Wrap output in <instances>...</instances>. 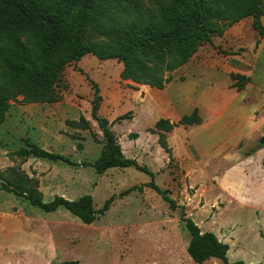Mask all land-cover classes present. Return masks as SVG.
Here are the masks:
<instances>
[{
    "label": "rangeland",
    "instance_id": "374dc122",
    "mask_svg": "<svg viewBox=\"0 0 264 264\" xmlns=\"http://www.w3.org/2000/svg\"><path fill=\"white\" fill-rule=\"evenodd\" d=\"M142 1L156 11L152 0ZM241 21L200 45L161 90L123 81L121 63L87 54L65 68L58 102L25 104L18 98L11 103L0 125V172L14 166L36 179L44 202L90 195L99 211L111 201L103 215L85 225L63 208L45 213L0 190V264H196L186 253L189 235L182 212L201 232L228 245L229 264L264 262V37L259 39L250 18ZM212 67L216 71L210 72ZM230 73L248 76V86L239 93L230 89ZM89 80L101 97L96 119ZM225 86L231 105L210 125L205 111L219 104ZM197 106L204 119L200 125L177 123ZM81 116L89 129L66 125ZM160 119L175 127L168 133L155 130ZM102 121L124 157L148 173L115 167L98 175L90 166L34 158L22 163L8 155L29 139L73 163L92 164L105 144L98 127ZM238 124L245 135L233 132ZM159 134L171 149L170 158L158 145ZM152 179L174 200L175 209L148 186ZM203 264L222 263L209 259Z\"/></svg>",
    "mask_w": 264,
    "mask_h": 264
},
{
    "label": "trees",
    "instance_id": "16d2710c",
    "mask_svg": "<svg viewBox=\"0 0 264 264\" xmlns=\"http://www.w3.org/2000/svg\"><path fill=\"white\" fill-rule=\"evenodd\" d=\"M152 1L156 11L145 8L142 0H0V125L11 103L18 98L25 104L58 102V84L65 68L87 54L101 61L115 59L121 63L119 78L123 81L161 90L170 82V73L185 65L200 45L210 42L212 35H222L225 27L250 18L259 39L264 37V0ZM231 79L237 91L249 82L247 76L239 74H231ZM89 82L94 93L91 115L96 119L101 97L96 83ZM177 123L190 126L199 124L200 118L194 110ZM66 125L89 129V123L82 116L78 121H67ZM174 127L175 124L167 119L154 124L155 130L164 133ZM150 132L153 134L154 130ZM102 134L105 144L92 164L73 163L66 156L39 148L29 139L23 140L24 147L8 155L22 163L34 158L71 166H90L98 175L115 167H133L148 173L135 160L124 157L108 128L103 129ZM71 138L75 139L74 136ZM158 145L170 158L171 149L163 134H159ZM76 148L80 150L81 145L77 143ZM148 186L168 203L171 210L176 208L174 200L167 197L153 179ZM38 187L36 179L18 173L14 166L0 172L1 191L22 197L45 213L63 208L89 225L109 209L110 199L96 211L90 195L72 201L54 196L44 202ZM181 221L189 235L186 253L194 263L216 259L229 264L226 243L211 232H201L183 212ZM60 264L79 263L71 260Z\"/></svg>",
    "mask_w": 264,
    "mask_h": 264
},
{
    "label": "crops",
    "instance_id": "0c3cea01",
    "mask_svg": "<svg viewBox=\"0 0 264 264\" xmlns=\"http://www.w3.org/2000/svg\"><path fill=\"white\" fill-rule=\"evenodd\" d=\"M246 19H243V23H244V21H245ZM239 23H242V21H240ZM234 29L235 28H233L232 30H231V32H233L234 31ZM238 34H240V33H236L235 32V35H238ZM226 35V34H225ZM80 61V60H79ZM78 62V61H77ZM187 64V63H186ZM228 66H226V67H229V64H227ZM182 67V66H181ZM199 67V66H198ZM197 67V68H198ZM199 69V68H198ZM209 70H210V72L211 71H216V70H214L213 69V67L212 68H209ZM223 72V71H222ZM231 74L232 73H230V76H229V78H230V81H231V85H230V89H232V90H234V91H236L237 93H239V92H241V91H243L244 90V88L246 87V86H248L247 84L249 83H247L244 87H243V89L242 90H240V91H237V89L235 88V87H233V84H234V81L231 79ZM239 75H244V74H239ZM244 76H246V75H244ZM248 77V76H247ZM229 78H228V82H229ZM250 81V80H249ZM227 82V83H228ZM143 87H145V85H143ZM224 89H225V94H224V97H223V99L219 102V104L218 105H209L208 106V108H207V110L205 111V115H206V117H207V120L209 121V123L208 124H210V125H214V124H216V122L217 121H219V119H221L223 116H224V113H225V111L228 109V107L231 105V103H230V98H229V96H230V92L227 90V88H226V86L224 87ZM226 91H227V93H226ZM194 110H196L197 111V114H198V116H199V118H200V123L199 124H194V125H200L201 123H202V114H201V110H200V108L197 106V107H194ZM177 118H179V117H177ZM182 117H180L178 120H180ZM173 119V118H172ZM169 122H171V123H173V121H171V120H169V119H167ZM204 120V119H203ZM194 125H190V126H194ZM239 126H238V128L237 129H234L233 130V132H236V133H240V134H243L242 132H241V126H240V124H238ZM207 127H208V125H207ZM243 135H245V134H243Z\"/></svg>",
    "mask_w": 264,
    "mask_h": 264
},
{
    "label": "water",
    "instance_id": "95a60500",
    "mask_svg": "<svg viewBox=\"0 0 264 264\" xmlns=\"http://www.w3.org/2000/svg\"><path fill=\"white\" fill-rule=\"evenodd\" d=\"M106 126H107V122H106V121H102V122H99V123H98V127H99L100 130L105 129ZM260 144H261V145H264V138H261V140H260Z\"/></svg>",
    "mask_w": 264,
    "mask_h": 264
}]
</instances>
